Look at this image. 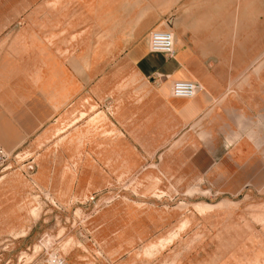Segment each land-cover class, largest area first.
Segmentation results:
<instances>
[{
	"label": "rangeland",
	"instance_id": "1",
	"mask_svg": "<svg viewBox=\"0 0 264 264\" xmlns=\"http://www.w3.org/2000/svg\"><path fill=\"white\" fill-rule=\"evenodd\" d=\"M92 35L30 43L3 66L18 80L2 82L17 97L0 110V264H264V119L251 122L248 81L227 89L242 94L234 112L239 96L212 127L187 124L144 98L171 92L147 42Z\"/></svg>",
	"mask_w": 264,
	"mask_h": 264
},
{
	"label": "crops",
	"instance_id": "2",
	"mask_svg": "<svg viewBox=\"0 0 264 264\" xmlns=\"http://www.w3.org/2000/svg\"><path fill=\"white\" fill-rule=\"evenodd\" d=\"M36 17L42 22L36 24ZM20 18L26 23L20 24ZM156 30H170L175 38V52L166 65L149 46ZM66 33L93 34L92 43L96 34L105 33L107 47L113 49H135L137 42H147L142 57L154 61L151 74L165 73L169 86L176 79L201 85L189 99L173 96L169 87L162 91L166 83L143 94L174 104L173 112L187 124L212 127L206 124L213 121L212 114L224 113L222 103L239 96L229 100L234 112L235 104L243 103L242 94L227 89H237L243 78L249 85L251 122L264 119V0H0V110L4 96L17 97V91L3 88L4 80H18L4 74V64H17L32 46L47 52L66 46Z\"/></svg>",
	"mask_w": 264,
	"mask_h": 264
},
{
	"label": "built area",
	"instance_id": "3",
	"mask_svg": "<svg viewBox=\"0 0 264 264\" xmlns=\"http://www.w3.org/2000/svg\"><path fill=\"white\" fill-rule=\"evenodd\" d=\"M149 46L152 52H159L172 56L175 52V38L170 30H156L151 33ZM201 90V85L191 79H176L172 82L171 92L177 98H193ZM49 264H67L59 256H52Z\"/></svg>",
	"mask_w": 264,
	"mask_h": 264
}]
</instances>
